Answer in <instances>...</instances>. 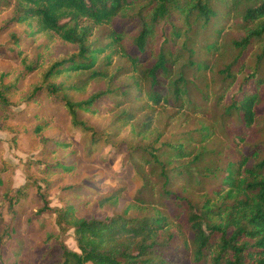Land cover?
Returning a JSON list of instances; mask_svg holds the SVG:
<instances>
[{
  "label": "rangeland",
  "instance_id": "1",
  "mask_svg": "<svg viewBox=\"0 0 264 264\" xmlns=\"http://www.w3.org/2000/svg\"><path fill=\"white\" fill-rule=\"evenodd\" d=\"M15 4V0H0V97L7 100V104L0 100V263L59 264L63 248L78 252L73 229L57 223L63 210L72 209L75 218L112 217L126 212L129 217L142 219L162 214L169 222L170 231L162 237L166 245L160 249L161 254L168 264H193V236L187 223L185 202L180 203L174 197L163 202L159 195L161 183L150 167L143 171L152 190L139 197L142 181L133 178L130 158L138 157L135 155L138 147L151 144L157 147L169 141L184 143L190 156L171 166H185L180 169L183 177L177 176L172 190L201 207L206 199L215 202V192L220 188V177L200 176L208 174L207 168L222 169L228 162L241 158H248L252 164L264 157V84L258 88L260 101L255 108V124L246 129L235 113L229 115L228 106L239 97L235 95L237 83L248 69L238 72L233 86L222 87L218 71L235 52L226 45L218 53L213 52L222 35L223 41L228 43L243 36L239 24H235L234 19H226L220 27V35L216 28L210 27L205 41L195 43L194 61L206 69L199 73L191 69L187 72L192 81L189 105L177 107L179 104L170 101L155 106L147 103L144 95L137 97L138 93L132 89L119 108L108 110L98 104L100 114L94 117L79 115L80 120L97 132L94 139L97 145L92 147L90 135L72 128L62 103L65 98L73 103L86 100L108 86L129 89L133 83L130 65L106 50L99 55L95 67L106 77L87 81V74H72L70 78L63 75L50 82L54 86L65 82L63 91L41 92L35 100L31 99L33 88L40 85L44 66L53 59L75 53L76 48L52 34L32 40L27 24L7 26ZM134 22L130 17L116 19L111 27L97 28L91 41L96 40L98 45L104 46L109 42L106 37L110 30H118L122 24L125 34L131 32L127 36L130 38L134 34ZM173 23L172 20L170 24ZM179 42L175 40L173 48ZM128 43L125 39V49ZM263 46L264 41L246 52L243 59L246 66L253 65L254 56L258 53L260 56ZM106 56L111 59L108 65ZM184 60L181 57L176 66ZM154 61L152 57L148 63ZM259 61L264 80V59ZM27 66L36 67L29 73ZM82 86V91L72 89ZM254 89L253 84L248 86V90ZM125 112L131 119L128 122L123 119ZM62 139L72 147L66 151L56 148L54 141ZM257 147L259 157L255 153ZM196 155L201 158L197 163L194 161ZM59 162L73 165L74 169L50 171L55 169L50 166ZM196 177L200 185L194 182ZM113 192L119 194L117 203L110 202L113 205L99 209V200ZM45 206L46 211H43ZM201 264H211L209 254L205 253Z\"/></svg>",
  "mask_w": 264,
  "mask_h": 264
},
{
  "label": "trees",
  "instance_id": "2",
  "mask_svg": "<svg viewBox=\"0 0 264 264\" xmlns=\"http://www.w3.org/2000/svg\"><path fill=\"white\" fill-rule=\"evenodd\" d=\"M15 3L7 26L12 23L27 24L32 40L52 34L76 48L75 53L53 59L44 66L40 73V85L33 88L31 99L35 100L41 92L51 94L63 91L65 82L60 84L62 87L50 85L52 80L63 75L70 78L72 74H87V81L106 77L95 68L99 55L106 50L130 65L133 83L128 86L129 89H111L108 86L86 100L73 103L65 98L62 103L72 128L90 135L92 147L97 145L94 141L97 132L86 121L80 120L79 115L94 117L100 114L98 104L108 110L119 108L134 90L138 93L137 97L144 95L146 102L155 106L170 101L179 104L177 107L189 105L192 81L187 72L191 69L199 73L206 69V66L194 61L197 53L194 45L205 41L210 27L216 28L220 35V27L226 19H234L243 36L228 43L223 41L222 35L214 48V54L225 45L235 52L218 71L219 79L222 87L233 86L238 72L248 69L237 83L235 95L239 97L231 101L228 111L229 115L235 113L246 129L255 124V108L260 101L258 88L264 84L259 71V60L264 59V46L260 56L259 53L254 56L251 67L246 66L243 59L246 52L264 41V0H15ZM128 17L135 21L132 37L127 38L131 32L125 34L122 24L118 30H110L106 37L109 42L104 46L98 45L96 40L91 41L97 28L111 27L116 19ZM172 20L174 23L170 24ZM125 39L129 41L127 49L123 44ZM175 40H180V44L173 48ZM16 47L19 49L18 44ZM9 53L15 52L9 50ZM152 57L155 61L149 64ZM181 57L185 58L184 62L176 66ZM105 60L108 65L110 56H106ZM35 67L27 66L26 71L30 73ZM251 84L255 87L252 91L248 90ZM83 88L72 89L82 91ZM0 100L7 104L5 98L0 97ZM128 115L123 117L126 122L131 120ZM54 145L63 151L72 147L63 139L55 140ZM255 153L259 157L258 147ZM135 155L138 157H131L130 160L133 163V178L142 181L139 197L152 190L143 171L145 167H150L156 171L157 180L161 183L159 195L163 202L171 201L173 197L180 203L185 202L187 223L193 236V264H201L205 253L209 254L211 264H264V157L252 164L248 158H241L228 162L222 169L207 168L208 174L200 176L220 177V188L215 192V202L206 199L198 207L172 190L177 176L184 174L180 169L185 166H171L190 156L184 143L169 141L157 147L154 144L138 147ZM200 159V155H196L195 163ZM72 166L59 162L50 166L55 168L50 171L58 172L60 169L68 172L74 169ZM193 179L196 184H201L199 178ZM118 196V192H113L103 197L98 202V208L112 204L110 202L117 203ZM43 211H46V206ZM57 218L59 225H68L73 229L78 249V252H72L63 248L59 264H168L160 252L166 245L161 241L162 237L170 231L169 222L162 214L142 219L129 217L126 212L112 217L75 218L72 209H65ZM214 235L216 239H213Z\"/></svg>",
  "mask_w": 264,
  "mask_h": 264
}]
</instances>
